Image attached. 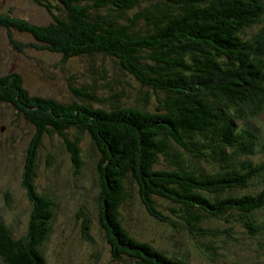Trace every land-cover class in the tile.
Instances as JSON below:
<instances>
[{"label": "trees", "instance_id": "1", "mask_svg": "<svg viewBox=\"0 0 264 264\" xmlns=\"http://www.w3.org/2000/svg\"><path fill=\"white\" fill-rule=\"evenodd\" d=\"M35 1L52 23L5 15L0 24L63 62L110 60L124 84L109 83L107 95L73 88L75 100L63 103L30 96L22 76L10 74L0 76V101L22 112L40 139H63L79 173L83 138L96 147L100 221L114 249L135 264H194L131 234L123 212L134 202L212 255L222 252L218 242H239L234 234L263 238L264 136L253 120L264 111V0ZM103 66L109 82L114 70ZM40 139L25 170L29 228L16 237L0 221V264H48L43 247L56 205L35 190Z\"/></svg>", "mask_w": 264, "mask_h": 264}, {"label": "rangeland", "instance_id": "2", "mask_svg": "<svg viewBox=\"0 0 264 264\" xmlns=\"http://www.w3.org/2000/svg\"><path fill=\"white\" fill-rule=\"evenodd\" d=\"M5 15H10L15 22L35 26H47L53 21L35 0H0V17ZM7 30L0 24V76L20 74L30 96L72 103L75 100L73 88L88 85L98 94L107 95L109 83L114 90L121 88L118 79L124 84L110 60L100 58L94 63L95 60L83 58L63 62L60 56L35 42L30 34L18 32L16 28L8 30L9 34ZM103 65L114 70L111 75L115 77L111 76L109 82L108 79L103 81ZM93 69L96 74L91 72ZM93 77H99L96 83H91ZM125 81L136 90L141 89L132 77L125 76ZM253 122L258 135L264 136V111ZM40 137L22 112L0 101V221L10 227L16 237L26 234L34 210L24 179L28 152ZM39 142L41 147L35 150L37 157L31 164L36 174L35 190L56 205L53 230L43 247L48 264H135L114 249L109 243L111 232L101 225L98 199L102 194L96 173L99 162L96 147L83 138L80 157L85 165L79 173L63 139L57 135L43 136ZM123 214L126 227L134 237L155 242L156 246L170 252L185 253L194 264H264V237L251 241L241 232L234 234V238L239 239L237 244L218 242L216 245L222 252L212 255L201 244H196L197 248L188 237L154 221L138 202ZM87 221L90 223L88 231Z\"/></svg>", "mask_w": 264, "mask_h": 264}]
</instances>
